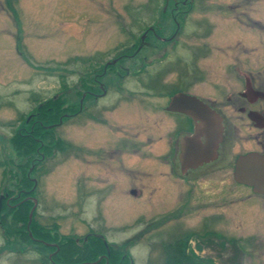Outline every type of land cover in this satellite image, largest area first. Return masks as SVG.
I'll list each match as a JSON object with an SVG mask.
<instances>
[{"label":"rangeland","instance_id":"obj_1","mask_svg":"<svg viewBox=\"0 0 264 264\" xmlns=\"http://www.w3.org/2000/svg\"><path fill=\"white\" fill-rule=\"evenodd\" d=\"M227 1L195 2L187 20L190 27L198 21L196 32L202 38L192 41L186 35L182 45L173 49L168 43L165 52L169 56L160 59L163 45L153 34L164 36L167 30L163 29L173 31V19H180L175 2L184 0H168L164 14L158 12L165 7L164 0H0V264H41L36 246L22 243L23 223L14 214V200L23 193L33 204L35 199L33 213L39 225H56L60 236L77 242L100 234L107 253L119 254L125 259L123 264H164L163 242L173 244L176 236L199 228L206 216L211 218L206 225L226 239L227 245L223 243L221 248L234 264H264V198L231 203L222 194L212 205L215 215H210L200 204L196 209L179 205L176 187L167 194L164 206L161 179L171 181L163 178L160 158L149 153L147 142L149 134L153 141L159 138V114L145 107L148 94L140 83L143 75L132 78L139 52L151 53L149 69L160 71L153 84L157 91L164 76V68H160L172 64L180 54L188 55L191 48L207 43L205 52L211 55L235 51L236 42L223 34L226 19L222 8ZM260 6L264 7V1ZM184 10L188 7H179ZM204 20L212 29L203 37L208 26ZM155 23L146 36L154 48L141 44L140 50L126 51V56L108 65L130 68L129 76L117 77L108 73V67L100 75L92 72L94 63L103 65L117 49L139 43L147 25ZM217 47L224 50L216 51ZM211 55L203 56L198 64L212 70ZM92 85L94 92L106 94L98 106L102 120L81 115L92 98L82 103L81 94ZM44 101L49 102L36 109ZM51 107L57 108V116H52ZM45 111L51 119L40 120ZM30 114L33 116L28 118ZM15 133L23 137L21 142L26 135H35L37 145L29 155H21L20 148L11 143ZM51 135L63 144L57 147L55 141H48ZM156 147L152 144L151 149L158 154ZM109 148L126 150L122 159L129 166L130 180L117 168L119 162L112 171L109 167L101 171L99 161L107 164L104 153ZM132 148H139V154L131 155ZM46 150H53V156L45 154ZM23 175L29 182L38 180L37 195L23 185ZM132 188L140 192L138 196L129 193ZM180 206L184 208L180 210ZM234 244L237 252L232 249Z\"/></svg>","mask_w":264,"mask_h":264},{"label":"flooded vegetation","instance_id":"obj_2","mask_svg":"<svg viewBox=\"0 0 264 264\" xmlns=\"http://www.w3.org/2000/svg\"><path fill=\"white\" fill-rule=\"evenodd\" d=\"M260 1L264 0L227 1L225 8H222L223 17L226 19L223 34L225 39L236 42V50L218 51L211 55L205 52L209 48L205 43L206 46L202 48H191L193 51L185 55L186 57L177 54L179 56L172 64L160 68H164V76L160 79V89L157 91L154 90L153 84H156L154 78L160 71L149 69L152 54L139 52V58L134 61L133 65L137 69L132 78L143 75L144 80H140V83L143 91L148 94L144 97L147 99L145 107L149 111L154 109L159 114V138L153 141L149 134L147 142L149 153L160 158L163 178L171 181L168 183L161 179L163 186L159 191L164 193L161 195L164 206L167 204V194L176 187L179 193L175 200L179 205L194 209L195 205L200 204L210 215H215L212 205L215 198H220L222 194L226 195L225 198H230L231 203L264 198V193H257L253 187L239 182V173H246L249 167L253 166L244 165L242 161L251 157L264 158V7L260 6ZM164 2L165 7L158 11L160 14L167 10L168 0ZM195 2L198 0L175 2L174 11L180 15V19H173V31L163 29L167 30L164 36L153 34V38L163 45L160 46V50L164 51L159 53L160 59L168 58L169 54L165 52L168 43L172 44L173 49L175 46L179 47L178 44L182 45L186 35L192 41L202 38L196 32L195 23L198 21L192 22L190 27L187 20L190 11L196 7ZM179 7H188V10L179 11ZM205 22L208 26L203 37L208 36L212 29L209 22ZM156 24L147 25L146 30L139 36V43H129L125 49H117L113 57L103 65L100 62L94 63L96 67L92 72L100 75L108 69V73L111 72L117 77L129 76L130 68L123 66L117 69L108 65L126 56V51L140 50L141 44L149 50L154 48L152 43H148L146 36ZM215 49L224 50L223 47ZM210 55V60L214 61L211 63L212 70L206 68V65L198 64L203 56ZM173 65L178 68L171 72L168 68ZM94 91L95 85H92L81 94L82 103L86 98L92 97L90 104L82 108L81 115L84 118L96 117L102 120V111H98V106L106 94L102 90L101 93ZM153 98L157 101H151ZM146 119L149 126L151 118ZM147 130V133H150L149 129ZM152 144L155 147L157 145L158 154L153 151L155 149H151ZM125 151L120 148L105 150L107 164L105 165L103 160L99 161L101 171L104 167H109L112 171L114 164L119 162L117 168H120L126 178L128 174L130 180L129 166L122 159ZM139 152V148H132L130 153L134 156ZM129 193L138 196L140 192L132 188ZM182 208L184 207L180 206L179 209ZM202 219L204 221L198 225L199 228L176 236L172 242L175 241L179 248L184 249L186 255L192 254L195 263L234 264L231 256L221 248L223 243L227 245L226 239L213 230L211 225H206L208 220L209 224L211 222L209 216ZM86 237L83 238L84 241ZM168 242H163L165 253L170 246ZM233 246L232 249L237 252L236 244Z\"/></svg>","mask_w":264,"mask_h":264},{"label":"trees","instance_id":"obj_3","mask_svg":"<svg viewBox=\"0 0 264 264\" xmlns=\"http://www.w3.org/2000/svg\"><path fill=\"white\" fill-rule=\"evenodd\" d=\"M51 101V100H49ZM47 101V102H49ZM47 102H40L37 105L36 109L46 105ZM57 108H52L53 112L52 116H57L56 110ZM38 111V110H37ZM40 120L46 121V119H51V115L43 112L40 114ZM44 115V116H43ZM38 117V116H37ZM45 118V119H44ZM37 127V125H36ZM39 128V127H38ZM35 131V130H34ZM34 132L32 131L31 134ZM19 134H14L11 138V143L15 146L19 147L20 153L23 156L29 155L37 145L34 139H36L35 135L25 136L24 141L18 136ZM49 137V135L47 136ZM34 138V139H33ZM55 141L57 147L63 144V141L57 139L56 137L51 135V140ZM54 151L48 152L46 150L45 154L53 156ZM3 164V163H2ZM37 172L35 169L33 173ZM24 177V175H23ZM22 177L23 185H26V189L32 188V195H37L35 191L37 190L38 180L33 182H29L27 177ZM36 183V184H35ZM31 184V187H30ZM21 193V192H20ZM23 196L18 200H14L13 210L14 214L19 217L21 223H23L24 232L21 235V241L24 244L31 243V245L36 246L37 255L40 256L41 264H123V260L120 255L107 253L104 243L100 238H96L93 236L86 237V241L84 239L80 240L81 242H77L75 238H70L66 236H60L57 231V226L53 225L51 228H45L39 225L35 220V212L33 213V220L29 226V230L27 229L28 224V214L34 205L27 198V193H23ZM164 264H198L193 261V255H186L184 249L179 248L178 245L172 244L167 248L165 253Z\"/></svg>","mask_w":264,"mask_h":264},{"label":"water","instance_id":"obj_4","mask_svg":"<svg viewBox=\"0 0 264 264\" xmlns=\"http://www.w3.org/2000/svg\"><path fill=\"white\" fill-rule=\"evenodd\" d=\"M249 160L250 162H248ZM242 163L244 165H253L254 167H256L258 169V175L253 174L251 172V175L253 176H250L249 171H247L246 173H239L241 176V179H239V182L253 187L254 191L257 193H264V158L251 157V158H247L245 161H242ZM1 199L2 197H0V208H1ZM35 206H36V201L34 199V206L32 210L30 211V214L28 217L27 229H29V224L31 223V219H32ZM95 237L100 238L103 241L104 245L106 246V241L103 236L95 235Z\"/></svg>","mask_w":264,"mask_h":264},{"label":"bare ground","instance_id":"obj_5","mask_svg":"<svg viewBox=\"0 0 264 264\" xmlns=\"http://www.w3.org/2000/svg\"><path fill=\"white\" fill-rule=\"evenodd\" d=\"M247 171H249V175L250 176H253V175H251V172L253 173V174H256V175H258V169L256 168V167H254V166H250L249 167V169L247 170ZM30 214V213H29ZM33 216V215H32ZM29 226H30V224H29ZM29 230V229H28ZM176 242L174 241V243L173 244H175Z\"/></svg>","mask_w":264,"mask_h":264}]
</instances>
